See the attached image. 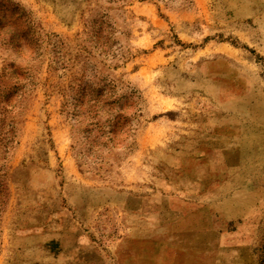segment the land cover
Returning <instances> with one entry per match:
<instances>
[{"label":"rangeland","instance_id":"rangeland-1","mask_svg":"<svg viewBox=\"0 0 264 264\" xmlns=\"http://www.w3.org/2000/svg\"><path fill=\"white\" fill-rule=\"evenodd\" d=\"M0 264H264V0H0Z\"/></svg>","mask_w":264,"mask_h":264},{"label":"crops","instance_id":"crops-1","mask_svg":"<svg viewBox=\"0 0 264 264\" xmlns=\"http://www.w3.org/2000/svg\"><path fill=\"white\" fill-rule=\"evenodd\" d=\"M187 202L190 203L189 200ZM175 210H177V211H175ZM172 212L175 213V214H178L179 216H182L184 218H187L186 219L187 222L182 225V228H181V231L180 232H186V233L187 232L188 233L189 232H192V233L201 232V233H205V232H221L222 231V227L217 228L216 227L217 225H214V226L213 225H207L205 228H201V229H198L197 230V228H195L194 225L190 224V222L193 220L192 219V216H193L192 213L193 212L192 211L190 212L189 209L188 210H185L184 208H180V209L173 208L172 209ZM186 215H187V217H186ZM167 224L170 225L171 228H172V226H173L172 223H167ZM163 225H164V223L161 226H163ZM162 229L164 230L163 227H162ZM219 238H220V235H219Z\"/></svg>","mask_w":264,"mask_h":264}]
</instances>
